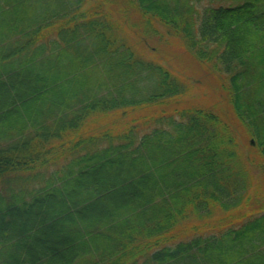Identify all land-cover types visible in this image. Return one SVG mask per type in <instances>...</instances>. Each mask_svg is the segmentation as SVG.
Returning <instances> with one entry per match:
<instances>
[{
  "label": "trees",
  "instance_id": "trees-1",
  "mask_svg": "<svg viewBox=\"0 0 264 264\" xmlns=\"http://www.w3.org/2000/svg\"><path fill=\"white\" fill-rule=\"evenodd\" d=\"M262 163L264 0H0V264H264Z\"/></svg>",
  "mask_w": 264,
  "mask_h": 264
},
{
  "label": "rangeland",
  "instance_id": "rangeland-1",
  "mask_svg": "<svg viewBox=\"0 0 264 264\" xmlns=\"http://www.w3.org/2000/svg\"><path fill=\"white\" fill-rule=\"evenodd\" d=\"M157 30L164 35L163 39L164 41H166L164 42L165 44L161 42L162 44L158 45V48L162 50V56L164 58V60L162 59L161 62L162 65H165L170 69L172 73L186 80L187 82H189V84L193 85L192 92L184 97V101H189L190 104H201L208 107L211 106L214 101H217V97L213 94L212 91H210L211 86H209V82L204 83L202 81L203 72L199 71V69L197 68L196 61L191 56V53L188 52L183 44L179 43L177 38L169 33H166L167 30L165 28L157 26ZM129 38L132 41L138 40L140 43L144 44V46L146 45V50L143 53H146L148 58H157H154L150 53V47L152 46L151 44H145L143 40L139 38L137 39L136 37L131 35L129 36ZM151 40L156 41L154 39ZM152 44L154 43L152 42ZM158 57L161 58V55H159ZM197 82L200 83L198 84ZM219 106L221 107L222 105L219 104ZM240 151L242 152L243 159H246L248 156L250 157L253 154L246 146H241ZM248 167L257 182L256 184H259V186L262 185L260 187V191L264 192V165H262V167H255L254 165L252 166L248 164Z\"/></svg>",
  "mask_w": 264,
  "mask_h": 264
}]
</instances>
